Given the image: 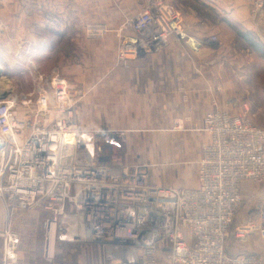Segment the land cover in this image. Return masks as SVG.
Listing matches in <instances>:
<instances>
[{
	"label": "rangeland",
	"instance_id": "obj_1",
	"mask_svg": "<svg viewBox=\"0 0 264 264\" xmlns=\"http://www.w3.org/2000/svg\"><path fill=\"white\" fill-rule=\"evenodd\" d=\"M246 1L248 24L233 22L245 20L243 0H0V65L18 94L33 93L38 75L46 79L56 72L73 79L83 127L126 129L131 137L126 145L129 163L149 165L150 177L159 186L197 188L204 145L210 142L205 132L209 133L206 119L211 113L241 116L264 129V15H255L252 0ZM172 10L180 16L175 24L184 36L164 33L166 38L159 42L148 37V30L154 34L157 28L163 31L174 24ZM149 17L154 26H145V37L140 21ZM231 22L234 27L228 25ZM103 27L105 32L99 33ZM214 31L222 35L231 55L228 66L237 70L240 79L235 98L226 100L231 88L224 87L222 99H214L199 119L194 107L167 95L166 45L178 41L174 43L180 55L184 48L203 55L209 48L206 37ZM240 34L249 35V40ZM133 38L141 40V54L124 53L122 59L123 48ZM173 100L177 101L174 109ZM253 186L251 193H243L245 201H250L248 213L255 201L264 198V182L254 181ZM10 210L12 227L22 234L18 258L11 264H123L117 259H105V263L100 247L79 244L56 248L55 257L46 260L39 243L46 214ZM244 213L233 217L225 247L233 257H248L251 251L264 259L261 236L236 240L234 227L248 218ZM6 223L0 197V257Z\"/></svg>",
	"mask_w": 264,
	"mask_h": 264
},
{
	"label": "built area",
	"instance_id": "obj_2",
	"mask_svg": "<svg viewBox=\"0 0 264 264\" xmlns=\"http://www.w3.org/2000/svg\"><path fill=\"white\" fill-rule=\"evenodd\" d=\"M252 2L253 13L263 16L264 0ZM170 15L179 22L176 11ZM140 25L142 36L163 39L158 28L145 34V26H154L150 17ZM133 39L121 56L141 54V40ZM0 77L8 76L1 70ZM34 78L30 95L16 93L10 80L6 90L0 87V197L7 221L0 264L18 258L22 234L12 227L10 207L46 214L40 241L49 259L59 242L97 245L105 259L123 264H163V259L168 264H264L254 254L233 257L225 247L244 184L264 182V129L241 116L211 113L206 123L212 138L204 145L200 185L159 186L149 165L126 163V129L81 125L73 79L56 72ZM254 205L235 225L236 240L246 242L254 234L264 240V198Z\"/></svg>",
	"mask_w": 264,
	"mask_h": 264
},
{
	"label": "crops",
	"instance_id": "obj_3",
	"mask_svg": "<svg viewBox=\"0 0 264 264\" xmlns=\"http://www.w3.org/2000/svg\"><path fill=\"white\" fill-rule=\"evenodd\" d=\"M242 8L247 10L249 7V4L246 0H243ZM248 9V10H249ZM244 12L245 13V20L236 19L233 22H239L242 24H248L249 18L248 13L249 11ZM215 21V19H213ZM209 26V24L207 23ZM216 25H219L216 23ZM228 25H231L234 27V23H228ZM201 33V32H200ZM206 33V32H205ZM202 34V33H201ZM247 34V33H246ZM240 34L241 37L245 40H249V35ZM208 39V52L204 53L203 55H200L198 53L192 52L191 50H188L184 48V53L180 55L176 52V49H179V45H177L174 42L178 41H168L166 45V51L168 55V66L170 68L167 69L168 75L170 74L169 80H167L166 86H167V95L168 97H176L178 101L187 103L188 108H195V113L198 116L199 119L203 118V115H205V112L209 108L210 104L214 99L217 101H220L222 99V90L224 87H230L231 88V94H229L226 98V100L233 99V97H236V85L237 81L240 79L238 75H236L237 70H232L231 66H228V57L231 55L228 53V48L224 47V39L222 38V35H220L217 31H214L211 35L208 34L206 37ZM179 47V48H178ZM172 55V56H171ZM230 55V56H229ZM231 60V57H230ZM160 71H158L161 76L163 77V69L162 66H159ZM230 70L232 72H230ZM238 73V72H237ZM233 89V90H232ZM183 93V95H181ZM182 96L183 99L182 100ZM80 100L77 103V111H78V104ZM173 102V109L175 107V101ZM193 108V109H194ZM210 113V112H209ZM79 116V113H78ZM80 119V116H79ZM81 123V120H80ZM82 125V123H81ZM205 136L207 142L211 141L209 133L205 132ZM130 134L126 140V142L123 145V151L125 156V161L127 164H134L129 163L127 159V152H126V145L130 140ZM136 163V162H135ZM152 182L160 185L157 183L152 175H151ZM197 184H199V180L197 181ZM193 186H186V188H190ZM44 229H45V221H44ZM44 231L42 232V234ZM41 234V235H42ZM40 246L43 249V253L45 257H47V247L41 244V241L39 239ZM79 244V247H97V245L92 244H85V243H77ZM77 244H71V243H57L54 251H56V248L58 250L63 246H71L75 247L78 246ZM100 251L102 250L99 248ZM103 251V250H102ZM104 253V252H103ZM102 254V253H101ZM45 259V258H44ZM49 258L47 257L46 260ZM105 261V255L103 257ZM52 260V259H49ZM43 262V261H42ZM107 261H105L106 263Z\"/></svg>",
	"mask_w": 264,
	"mask_h": 264
},
{
	"label": "bare ground",
	"instance_id": "obj_4",
	"mask_svg": "<svg viewBox=\"0 0 264 264\" xmlns=\"http://www.w3.org/2000/svg\"><path fill=\"white\" fill-rule=\"evenodd\" d=\"M169 15H170V12H169ZM171 16V15H170ZM171 21H172V17H171ZM174 22L176 21V20H173ZM177 22V21H176ZM171 32H173V33H175V34H177V36H178V34L180 33V30H178L177 29V25L176 24H172L171 26L169 25V27H167L166 29H163V31L161 30V35H162V37H163V39H165L166 37H165V34L164 33H166V34H169V33H171ZM180 36V35H179ZM134 44H136V42H133ZM191 44L193 45V46H195V44H194V42H192L191 41ZM2 69H1V65H0V71H1ZM9 80H7V79H2L1 77H0V87L1 88H5V90L9 87ZM5 209H6V207H5ZM16 211H19V210H16ZM50 251H51V249L49 248V253H50ZM128 261H129V259H128Z\"/></svg>",
	"mask_w": 264,
	"mask_h": 264
},
{
	"label": "trees",
	"instance_id": "obj_5",
	"mask_svg": "<svg viewBox=\"0 0 264 264\" xmlns=\"http://www.w3.org/2000/svg\"><path fill=\"white\" fill-rule=\"evenodd\" d=\"M253 184H254V182L253 181H248V182H246L245 184H244V190H245V193H251L252 192V188L254 187L253 186ZM254 189V188H253ZM253 196V195H252ZM252 201V200H251ZM245 201V198H243V202H242V205H241V208H240V210L238 211V215L236 214V216H240L241 214H243L244 212H246V213H244V215H247V213L251 210L250 208L251 207H247V205L249 206V204H250V201L249 202H246ZM237 222V221H236ZM250 255H252V254H254V253H252L251 254V251H247Z\"/></svg>",
	"mask_w": 264,
	"mask_h": 264
}]
</instances>
